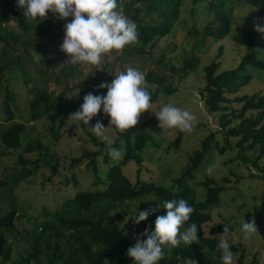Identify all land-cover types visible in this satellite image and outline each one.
I'll return each instance as SVG.
<instances>
[{"label": "trees", "instance_id": "1", "mask_svg": "<svg viewBox=\"0 0 264 264\" xmlns=\"http://www.w3.org/2000/svg\"><path fill=\"white\" fill-rule=\"evenodd\" d=\"M183 1L117 0V10L130 18L137 26L138 42L127 52L138 56L151 55V49L157 41L172 31L175 22L179 19L180 6ZM200 1H207V14H210V18L204 31L202 33L193 31L194 35H201L203 39L206 35H209V38L215 40H220L229 35L231 31V13L235 0H193L195 3ZM241 1L253 4L264 13V0ZM9 14L12 15L14 22L8 19L7 15ZM50 21L60 23L53 17L51 12L42 21H25L22 10L17 7V0H0V40L4 45L11 46L14 43L19 45L18 52L22 51V53L16 54L15 62L20 65L23 74H25L22 70L23 54L28 53L31 46H36L37 40L45 35ZM32 22L38 23V28L31 38L23 39L19 31L29 33ZM233 38L246 47V52L241 56L238 64L232 69L218 71L219 60L217 58L211 60L203 67V85L198 87L197 91L206 112L217 116L218 127L211 130L201 140L199 149H195L189 156L186 170L172 182L175 186L172 184L164 186L153 181L140 180V173L144 169L142 167L144 159L140 154L148 142L155 144L153 134L149 131L151 126H156L158 123L154 113L149 121L138 123L135 128L122 134L117 133V136L113 138L115 142L112 146L123 151L122 159L117 163L110 164L111 158L106 153L104 142L89 133L92 143L98 147L93 153V157L86 163V167L91 168L93 173L94 188L89 190L80 189L75 178V172H72L70 177H65V183L72 182L76 186L74 195L61 202L52 219L45 220L41 226V233L34 236L30 242L32 251L20 256L14 264H30L31 260L37 258L40 254L45 255L47 263L50 262L51 264L56 261L63 264H133L132 259L126 255V251L135 244L136 239L129 238L120 227L123 217L116 208L120 207L123 201L146 196L157 199L162 206L164 201L171 199L187 200L194 211L181 231H184L192 223H195L198 228V242H194L189 246L181 243L179 247L171 251L165 248L164 257L158 264H187L189 259H193L196 264H222V253L217 249V245L221 241L220 236L229 237L234 226L225 222L211 226L208 230L205 229V226L212 219L211 213L207 210L218 204L220 193L224 188L217 183L216 179L207 177L197 183L204 189L203 197L197 199L195 187L189 184L187 179L194 176L193 173L201 164L204 156L214 146L219 152H222L224 147L227 146L233 147L238 157L244 161L249 159L254 166L259 167L255 175L264 180V165L259 166V159L264 156V92L258 91L246 94L240 91L253 78V74L248 71V67H253L264 73V50L263 54L259 56L256 51V40L244 38L239 33L233 35ZM197 43V41L193 42L191 55L183 59L180 66H175L171 61L165 62L164 58H159L158 62L161 64L163 71L159 73L154 70L146 71L145 77L152 97L151 104L157 99L160 90L164 95L176 91L177 83L174 84L170 80L172 75H177L181 80L194 68V65L198 62L195 54ZM219 55L220 50L217 57ZM54 63L55 61L52 58L47 59L46 69ZM110 63V61L107 62V64ZM69 67L67 69L69 71L74 68L72 65ZM1 71L2 69H0V95L3 75ZM111 80L113 78H105V82L109 83ZM92 83V79L79 83L78 92L71 95L67 104L61 102L66 87L60 91L49 90L46 85L31 87L32 98L28 101L30 119L36 120L49 111L73 113L83 103L84 88L91 86ZM152 83L156 86H151ZM100 92L101 96L106 95L107 88H101ZM13 98L14 92L5 87L2 107L0 108L4 110L7 120H13L14 118L11 110V107L15 105L13 104ZM25 127V123L16 120L8 124L0 130L2 143L8 148L16 149L20 147ZM194 128H198V125L195 124ZM214 132L223 135L225 145L218 146L216 141L212 142ZM184 134L185 132L178 131L171 146L177 149ZM55 138L58 139L59 135H56ZM230 139H235L233 144H231ZM25 143L18 154L20 168L16 175L11 178L9 175L0 177V189L8 184L13 187L21 180L35 175L41 168L49 167L52 176L57 174L59 157L55 153L50 152L49 148L45 147L39 140L31 139ZM250 151L256 152V154L251 157L249 156ZM33 152H38L40 157L35 160L26 158L27 154ZM98 155L101 156L104 163L109 165L102 178L98 174L96 158ZM82 160L83 155L72 157L68 165L74 169ZM41 161L42 163H40ZM129 161H134L137 165V169H135L137 179L134 182L123 172V166ZM147 168L145 166V169ZM51 178L48 179L51 180ZM110 212H113L112 215L115 216L113 221L110 218ZM164 214H166V210L162 207L156 216ZM156 216H148L146 220L138 224L140 233L144 232L146 228L150 229L154 226ZM16 217V204L12 200L10 208L0 213V257L2 260H8L12 252L8 235L15 228ZM224 227L229 229L227 233L223 232ZM66 234L69 235L70 239L74 238L77 243L71 244V240H65ZM143 239H146V237L141 236V240ZM63 241L65 245L68 244L66 249ZM229 246L232 254L237 255V264H244L245 246L241 242L231 243ZM247 264H258L256 256H253Z\"/></svg>", "mask_w": 264, "mask_h": 264}, {"label": "rangeland", "instance_id": "2", "mask_svg": "<svg viewBox=\"0 0 264 264\" xmlns=\"http://www.w3.org/2000/svg\"><path fill=\"white\" fill-rule=\"evenodd\" d=\"M207 5V1L195 3L193 0H184L180 6L179 19L175 22L172 31L157 41L149 56H138L127 52L133 46L129 45L120 53L113 51L104 56L101 63L96 66L72 65L74 68L70 71L67 69L71 65L64 63L67 59L66 54L59 50L64 38V25L62 26L60 23L55 21H50L49 24L45 23L48 24L45 35L37 40L35 47L31 46L29 52L23 54L22 70L25 74L21 72L20 65L15 62L16 54L22 53V51L18 52L19 45L15 43L11 46L4 45L0 40V69L3 73L0 107H2L5 87L14 92L13 104H15L11 107L14 114L13 120H7L4 110L0 108V130L15 120L26 125L20 147L8 148L0 139V177L9 175L11 178L16 175L21 166L18 161V154L22 145L31 139L41 141L45 147L49 148L50 152L59 157L57 174L52 176L49 167L41 168L35 175L21 180L13 187L8 184L0 189V213L10 208L12 200L16 204L17 210L15 228L8 235L12 252L8 260H2L0 257L1 264H14L20 256L32 251L30 242L34 236L41 233V226L45 220L52 219L61 202L74 195L76 186L72 182L65 183V177L68 178L72 172H75V178L80 189L94 188L93 173L91 168L86 167V163L93 157V153L98 147L92 143L89 133H93L89 131L88 127L93 126L98 120L105 127L108 126L109 122V118L103 114L102 110L93 117L88 126L82 122H76V125L69 117L71 113L65 111H49L42 114L38 119L31 120L28 113V101L32 98L30 88L33 86L46 85L49 90L53 91H60L66 87L61 102L67 104L71 95L78 92L79 83L92 79V85L84 88L82 98L88 93L102 95L98 85L102 82L108 83L105 82L106 77L114 79L116 75L126 71L128 67L137 68L143 73H146L147 70H154L159 73L163 71L158 62L159 58H164L165 62L171 61L175 66H180L183 59L191 55V46L194 41H197L195 54L198 62L194 68L181 80L177 75H172L170 80L174 84L177 83L176 91L164 95L160 90L150 111L159 110L165 104H172L181 110L192 112L197 117L198 128H194L190 133H185L176 149L171 146V143L178 130H163L158 126V122L156 126H151L150 130L148 129L153 134L155 144L148 142L140 154L144 159L142 162L144 169L140 173V180L153 181L164 186L171 184L175 186L172 182L186 170L189 156L195 149H199L201 140L211 130L218 127L217 116L206 112L203 102L197 94L198 87L203 85L204 65L217 58L220 62L218 71L234 68L246 52V47L233 38V35L237 33L244 38L256 40V51L259 56L263 54L264 50V33L255 31L256 25L264 26V13L253 4L241 0H235L231 13L229 35L220 40L209 38V35H206L204 39L201 35H194L193 31L202 33L208 23L210 14H207ZM7 16L11 22H14L11 14ZM38 26V23L32 22L29 33L19 31L21 37L23 39L31 38ZM219 50L220 55L217 57ZM49 58H52L55 63L46 69ZM109 61L111 63L107 64ZM248 71L253 74V78L241 88V93L252 94L258 91L263 93L264 73L253 67H248ZM167 72L169 73V70ZM151 86H156V84L152 83ZM152 115V112L145 111L141 114L138 123L149 121ZM105 134L112 139L117 136V133L111 128H106ZM214 134L212 142L216 141L218 146L225 145L223 135L218 132H214ZM56 135H59L58 139L55 138ZM95 137L101 140L97 136ZM234 140L230 139L231 144ZM120 151L123 154L122 149ZM249 154L253 157L256 152L250 151ZM81 155H83L82 162L78 163L74 169L69 167L70 158ZM39 157L38 152L26 155V158L32 160ZM96 158L98 174L102 178L109 165L102 161L101 156L98 155ZM117 162L110 159V164ZM263 165L264 156L259 159V166L262 167ZM145 166L148 168L145 169ZM258 168L249 159L244 161L238 157L233 147L226 146L222 152H219L214 146L204 156L201 164L193 173L194 176L187 179V182L195 187L197 199H201L204 193L203 187L197 184L199 181L212 177L223 186L224 189L220 193L218 204L207 210L211 213L212 219L205 226V229L208 230L211 226L223 222L233 224L234 229L229 237L221 235L220 239L227 240L228 244L241 242L245 246L244 264H247L253 256H256L258 264L264 262V180L255 175L259 170ZM135 169H137V165L134 161H129L123 166L124 174L132 182L137 179ZM209 170H211L210 173ZM49 177H52L51 180L48 179ZM161 208L160 202L150 196L123 201L120 207L116 208L123 217L120 227L129 238L136 239L140 234L139 227L138 224L133 225L130 216H134L142 210L155 209L149 215V217H155ZM112 213L110 212V218L113 221L115 216ZM252 220L257 226V232L250 239L245 240L241 232L242 224ZM67 234L64 239L71 240V244H76V240L70 239ZM139 238L141 239V237ZM63 244L66 249L68 244L65 245L64 241ZM236 259L237 255L235 254L233 255V264H237ZM48 263L47 257L43 254L38 255L30 262V264ZM53 264L63 263L56 261Z\"/></svg>", "mask_w": 264, "mask_h": 264}, {"label": "clouds", "instance_id": "3", "mask_svg": "<svg viewBox=\"0 0 264 264\" xmlns=\"http://www.w3.org/2000/svg\"><path fill=\"white\" fill-rule=\"evenodd\" d=\"M17 7L22 10L25 21H42L49 12L58 19L73 17L71 22L64 25V38L59 48L66 54L64 63L68 65L96 66L104 56L113 51L120 53L126 46L138 42L137 26L117 10V0H17ZM255 31L264 33V26L256 25ZM98 87L107 88L106 95H84L79 109L69 117L76 125V122H82L88 126L102 110L109 118L108 126H103L98 120L88 128L104 142L106 153L113 161L122 159L123 154L112 146L115 141L105 134L106 128L121 134L128 132L135 128L145 111L155 114L158 126L163 130L177 129L179 132L190 133L197 122L192 112L172 104L150 111L152 97L149 85L145 73L137 68L128 67L116 75L110 84L102 82ZM162 207L166 214L156 216L154 226L138 234L135 244L127 249L126 255L132 259L133 264H158L164 257L165 248L171 251L181 243L189 246L198 242L195 223L181 231L194 211L187 200H167ZM153 211L155 209H146L130 216L133 225L146 220ZM228 231L227 227L223 228L224 233ZM241 232L243 239H250L257 232L254 220L243 222ZM141 236L146 239L141 240ZM217 249L222 253V264H233V254L227 240H221ZM187 264L196 262L189 259Z\"/></svg>", "mask_w": 264, "mask_h": 264}, {"label": "built area", "instance_id": "4", "mask_svg": "<svg viewBox=\"0 0 264 264\" xmlns=\"http://www.w3.org/2000/svg\"><path fill=\"white\" fill-rule=\"evenodd\" d=\"M73 19V17H71V16H69V17H67L66 19H58V18H56V20L58 21V22H60V23H62V24H66V23H68V22H71V20Z\"/></svg>", "mask_w": 264, "mask_h": 264}]
</instances>
